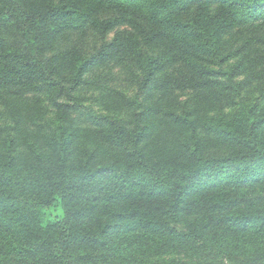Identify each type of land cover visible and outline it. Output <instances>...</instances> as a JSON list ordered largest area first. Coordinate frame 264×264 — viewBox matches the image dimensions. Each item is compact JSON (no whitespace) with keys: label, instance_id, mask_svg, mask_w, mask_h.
Here are the masks:
<instances>
[{"label":"trees","instance_id":"1","mask_svg":"<svg viewBox=\"0 0 264 264\" xmlns=\"http://www.w3.org/2000/svg\"><path fill=\"white\" fill-rule=\"evenodd\" d=\"M109 62L137 86L127 120L75 95ZM253 81L264 0H0V115L36 129L0 128V264H264Z\"/></svg>","mask_w":264,"mask_h":264},{"label":"rangeland","instance_id":"2","mask_svg":"<svg viewBox=\"0 0 264 264\" xmlns=\"http://www.w3.org/2000/svg\"><path fill=\"white\" fill-rule=\"evenodd\" d=\"M115 31L111 32L107 35L106 40H110L113 36ZM226 39H228V44L231 46L235 41L236 37L234 34H230ZM66 42L64 41L60 42L56 49L62 50L66 47H69L73 44H76L78 41V37L75 33H69L68 36L65 38ZM84 48H86V51H91L93 45H99L100 39L97 37L96 39L94 37H91V35H88L84 38ZM79 44V43H78ZM236 44V43H235ZM54 53V52H53ZM261 69V68H259ZM89 81L84 86L81 87L75 95L82 99L84 102V105L88 106L91 105L97 112L101 113H114L121 115L124 119H129L132 110H126V107L119 103V99H132L136 92H137V86L134 82V80L130 77L129 72H127L126 68L123 66H119L114 62H109L104 66H100L99 68L94 69L91 73L87 75ZM264 87V83L262 82H256L253 81V85L250 87V90L253 91V93H257V89H261ZM177 95V94H176ZM158 96V95H157ZM189 98V94H178V100L177 103L178 106L182 105L184 102H186ZM145 103H151V99H148L147 97L143 100ZM42 107H47L45 104L41 105ZM112 106V107H111ZM190 107L193 109V103L190 105ZM47 110L44 111V114L42 116V119L47 118V116H51V112L49 108H46ZM198 114L200 116L204 115H210L211 113H214L215 110H209L200 106ZM0 112H4V108L0 106ZM43 113V112H42ZM71 120L73 122V125L75 127H79L80 129H86L88 126H90V122L85 119V117L71 112ZM171 124V123H169ZM3 127H10L19 130H25L28 131H36L35 127H31L29 125H25L24 121H19L17 125H15V121L11 120L9 116H3L0 115V128ZM14 131L12 133H14ZM169 132V131H168ZM2 136H0V139ZM58 214L57 212H52V216ZM166 258H173L178 259L186 262H193V263H199V264H215L214 258L210 256H203L201 258L193 257L191 255L186 254H172L171 256H167Z\"/></svg>","mask_w":264,"mask_h":264}]
</instances>
